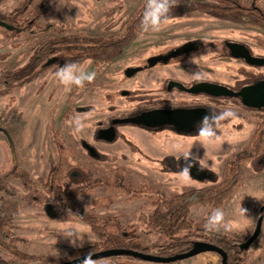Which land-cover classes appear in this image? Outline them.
<instances>
[{
    "label": "rangeland",
    "instance_id": "1",
    "mask_svg": "<svg viewBox=\"0 0 264 264\" xmlns=\"http://www.w3.org/2000/svg\"><path fill=\"white\" fill-rule=\"evenodd\" d=\"M42 1L36 0L32 8ZM23 2L4 0L0 15L9 14ZM145 2L147 0H64L49 5V13L40 21L41 26H51L45 31H24L13 38L9 30L0 27V70L23 66L31 57L33 48L49 37L81 34L121 36L129 20ZM243 2L251 4L252 0ZM261 6L264 8V0ZM22 20L24 23L26 17ZM189 27L196 31L203 29V35L208 38L234 32L223 30L225 28H244L248 39H264V24L257 25L253 20L238 15L221 18L204 12H172L168 14V23L161 31L144 33L142 29L139 30L124 47L123 54L73 62L87 72L96 73L94 81L85 83L83 87L71 86L66 89L55 77L58 69L52 66L32 82L0 97L1 126L12 139L13 155L19 171L27 181L32 182L25 186L21 178L11 176L4 183L15 196L0 192L3 204H15L21 212L11 216L10 231L24 237L25 241L14 242V247L30 255L64 259L74 249L100 242L83 219L85 215H94L98 219L116 218L125 228L135 225L143 245L158 244L161 236L150 232L146 225L140 223L153 213V200L130 198L132 194L129 190L143 187L147 191L162 189L169 195H177L215 185L192 177L190 183L186 184L180 179L179 171L162 168L160 159L180 157L183 151H190L200 157V164L214 172L220 182L225 179L234 154L249 146L256 121L262 117L257 112L242 113L243 129L239 126L228 128L222 133L219 143L206 148L199 143V137L182 138L170 131L148 132L131 125L120 127V139L114 144L95 139L99 122L106 125L110 118L129 116L143 107V97L157 92L156 88L160 87L162 78L168 72L212 70L218 67V62L204 55L195 63L188 60L172 62L168 66L161 64L138 74L134 79L125 76L127 69L143 67L149 58L161 54L168 45L179 44L186 39L191 34ZM139 82L145 84L144 89H141ZM124 91L129 94L123 95ZM77 118L85 122L83 131L79 133L72 127V122ZM235 122L238 123V120ZM50 123L63 144L61 155L53 144ZM123 138H127L131 144ZM84 143L95 146L106 159H94ZM9 144L7 135L0 132V168L10 169L14 165L10 160ZM175 144L182 146L181 151L172 149L171 146ZM59 158L63 161L66 183L71 187L88 183L89 189L85 196L68 205L67 209H71V212L52 207L56 215L52 218L47 214L45 205L52 206L53 202L40 180L47 181ZM91 181L95 183L91 185ZM263 198L264 171L253 164L246 168L240 186L222 209L226 221L233 223V230L224 232L222 229L215 233L241 242L247 241L258 223L248 212L256 211V203ZM241 208L247 210L244 217L239 214ZM210 209L208 206L196 207L192 209L190 219L195 223L202 222ZM79 210L82 215L77 213ZM261 225L258 247L250 250L245 264H264V218ZM72 227L82 230L85 239L83 247H72L60 236L64 230ZM6 264L35 263L8 258ZM182 264H219V258L211 253H203L182 261Z\"/></svg>",
    "mask_w": 264,
    "mask_h": 264
},
{
    "label": "trees",
    "instance_id": "2",
    "mask_svg": "<svg viewBox=\"0 0 264 264\" xmlns=\"http://www.w3.org/2000/svg\"><path fill=\"white\" fill-rule=\"evenodd\" d=\"M4 0H0V7ZM36 0H24V2L12 12L0 15V20L14 26L10 31L13 38L24 31H45L51 26H41V19L49 13V5L58 3L57 0H43L36 7L33 4ZM64 1V0H61ZM262 0H252L251 4H245L243 0H220L218 3L208 1L197 3L196 1L177 0L176 10L183 8H198L210 13L222 15H238L253 20L255 23H264V8L261 6ZM145 2L138 9L136 14L129 20L121 36H61L49 37L33 48V53L28 62L23 66L11 69L0 70V97L8 95L13 89L19 88L37 79L49 67L54 66L58 69L65 63L82 61L87 58L112 57L116 54H123L124 47L141 30V19L146 6ZM26 17L23 23L22 19ZM57 52H63L64 57H56ZM56 59V62L48 65V62ZM50 133L56 152L61 155L64 150L60 141L59 134L55 131L53 124L50 123ZM6 135L9 140L10 160L14 165L10 169L0 168V192L9 195L15 194L5 185L4 180L8 177L21 178L25 186L31 181H27L19 171L14 153V145L8 132ZM128 144L131 141L126 140ZM264 141L261 140V133L258 132L253 139L251 146L240 154H237L230 161L225 180L217 185L193 189L182 194L169 195L162 189L146 190L145 188L135 189L134 199L148 198L153 200L155 209L151 215L146 216L140 223L146 225L150 232L158 233L161 242L158 244L143 245L140 241V234L137 226L133 225L125 228L116 218L98 219L94 215H85L83 219L87 222L92 232L100 239V242L87 245L83 248L72 250L64 259H53L45 256L27 254L12 244L23 242L25 238L10 231L11 216L20 214L15 204H3L0 211V264H6V260H19L25 263L35 264H62L71 261L88 253H98L113 249H126L139 251L145 254H153L161 258H169L178 254H183L190 250L197 242H205L215 245L224 250L228 255L227 264H245L250 250L258 247L256 240L252 246L245 250L242 248L244 242L235 240L225 234L206 232L204 223L207 217L216 209H223L224 204L229 201L240 186L243 175L244 165L250 163L254 157H248L249 153L261 152ZM66 174L63 161L59 158L56 166L49 173L44 186L49 192V196L57 204L54 206L60 210H66L71 202L83 197L88 193L87 184L71 188L65 183ZM91 185L95 182L91 181ZM28 198V197H27ZM154 198L156 200L154 201ZM37 202L36 200H32ZM201 206L210 207L207 217L199 223L190 219L192 209ZM256 211L248 212V215L257 222L264 218V198L256 203ZM80 215L81 211H77ZM115 228V230H110ZM246 242V241H245ZM219 258L222 264V257L217 253H211ZM100 264H157L147 262L138 258L128 256H114L101 262ZM171 264H182L176 261Z\"/></svg>",
    "mask_w": 264,
    "mask_h": 264
},
{
    "label": "flooded vegetation",
    "instance_id": "3",
    "mask_svg": "<svg viewBox=\"0 0 264 264\" xmlns=\"http://www.w3.org/2000/svg\"><path fill=\"white\" fill-rule=\"evenodd\" d=\"M187 1V0H184ZM196 1L197 3L208 1L212 3H218L220 0H189ZM175 14H186L189 12H204L208 13L211 16H218L221 18L232 17L233 15H222L219 13H210L206 11H202L198 8H183L176 10L172 8L169 13ZM246 18V17H241ZM247 19V18H246ZM257 25H262L260 23H256ZM198 27V25H196ZM187 28V27H186ZM191 34L184 39L179 44H171L168 45V48H165L161 54L158 56H153L149 58L148 62L143 67H137L139 69L133 76L128 77V79H134L138 76V74H142L148 69H152L157 67L158 65L168 66L172 62L182 63L184 61H188L193 54L196 57L200 58L204 55H209L212 61L218 62V67L213 68L212 70H194V71H181L177 73L168 72L166 76L162 78L160 82V87L156 88L157 92L152 93L150 95L143 97V102L145 105L135 112L131 113L129 116H132L139 112H147V111H156V110H169V111H177L175 113L174 122L175 125H166V127L159 129H148L146 127L136 125V124H125L116 126L117 142L120 139V127L122 126H137L143 130L148 132H164L170 131L177 137L187 138V137H198L197 135V126L199 125L201 118L205 115L209 114L210 111L221 112L226 109H231L235 111L238 115V123L235 120L226 121L223 123L222 127L218 130V135L222 138V133L226 132L228 128H240L242 127V113H252L257 112L259 115H262L259 121H256L255 131L250 138L249 146L243 150L245 152L252 144L254 136L260 132L261 140L264 141V108H253L245 105L242 97L237 95L230 94H214L208 92L206 89L211 87L209 85H217L220 87H225L230 91L235 93L241 92L244 88L254 85L256 83L264 81V66L251 64L246 59L242 57H236V55L247 54L249 53L252 57L255 58H264V39L263 38H255L248 39L247 30L244 28H231V29H223L226 31H234L230 35H224L222 37H213L208 38L204 34L205 31L203 29L195 30L190 28ZM197 29V28H196ZM238 33V34H237ZM185 47V48H183ZM183 48V49H181ZM211 50V54H206L208 50ZM203 54V55H202ZM158 57H171L166 63L159 62L154 66H149L155 58ZM88 59V58H87ZM136 69V68H135ZM201 72L204 74L205 78L197 82L194 80L193 73ZM141 89H144L145 84L139 82ZM214 90V88H212ZM217 92H224L223 89H217ZM128 92V91H124ZM129 94V92H128ZM127 94V95H128ZM263 113V114H262ZM125 116V117H129ZM125 117H114L110 118L109 122L106 125H103L102 122H99L98 128L95 133V139L102 143L114 144L115 142H107L105 140H100L97 137V134L100 130L108 129L112 127L113 120L117 118H125ZM1 119V118H0ZM5 130V129H4ZM6 134V131L2 132ZM128 140L127 138H123ZM126 142V141H125ZM85 147H87L91 155L94 159L102 160L106 159L105 156L97 151L95 146H89V144L84 143ZM242 152L234 154H240ZM233 156V157H234ZM232 157V159H233ZM248 157H254L250 163L244 165V174L246 168L252 166L253 164L258 165L261 171H264V147L261 149V152H251L248 154ZM231 159V160H232ZM162 168H166L171 170L172 172H180L181 168L184 166V158L180 157H165L160 159ZM163 165L165 167H163ZM229 165V164H228ZM199 167L206 171L207 176L211 175V178H205L202 182H212L215 185L220 184V182L214 172L199 164ZM227 172V171H226ZM226 176V174H225ZM244 178V175H243ZM194 179V178H193ZM196 180V179H195ZM199 181V180H198ZM66 183V180H65ZM67 184V183H66ZM68 185V184H67ZM83 185V184H82ZM80 185H75L71 188H75ZM88 186V183H87ZM214 186V185H213ZM129 193L132 194L130 198H134L136 196L135 190H129ZM1 208H2V200L0 198ZM52 207L54 204H46L45 210L47 214H54L52 211ZM1 211V209H0ZM81 214V213H80Z\"/></svg>",
    "mask_w": 264,
    "mask_h": 264
},
{
    "label": "clouds",
    "instance_id": "4",
    "mask_svg": "<svg viewBox=\"0 0 264 264\" xmlns=\"http://www.w3.org/2000/svg\"><path fill=\"white\" fill-rule=\"evenodd\" d=\"M61 3V0H57ZM177 0H147L145 10L141 19V28L144 33L159 32L163 26L168 23V14L170 10L176 6ZM64 6H66L64 4ZM206 54H211L209 49ZM66 54L63 52H57L56 57H64ZM203 55V54H202ZM198 57L193 54L189 58L190 62L195 63ZM96 76L95 72H87L77 63H65L60 66L55 72V77L59 84L63 85L66 89L71 86L83 87L85 83H91ZM194 80L197 82L202 81L205 76L201 72L193 73ZM238 118L235 111L226 109L221 112L210 111L209 114L201 118L199 125L197 126V135L199 137V143L205 148L210 145H215L221 141V137L218 135V130L222 127L226 121H232ZM73 130L77 133L83 131L85 122L79 118L72 122ZM174 151H181L182 146L175 144L171 146ZM182 157L184 158V166L179 172L180 179L184 183H190L191 175L190 170L197 163L200 164V157L194 155L190 151H183ZM201 170L202 167H201ZM54 204L58 203L52 199ZM66 212H71V209H66ZM247 210L240 209V216L244 217ZM206 232H219L223 229L224 232H230L233 230V223L226 221L225 213L222 209L214 210L206 219L204 225ZM60 236L67 240L72 247H83L85 239L83 237L82 230L78 227H72L64 230ZM87 242H90L87 240ZM92 253H88L87 256L81 261V264H96V261L92 258Z\"/></svg>",
    "mask_w": 264,
    "mask_h": 264
},
{
    "label": "water",
    "instance_id": "5",
    "mask_svg": "<svg viewBox=\"0 0 264 264\" xmlns=\"http://www.w3.org/2000/svg\"><path fill=\"white\" fill-rule=\"evenodd\" d=\"M0 27H4L9 31H12L14 29V26L6 23L3 20H0ZM236 57H242L251 64H257V65L264 66V58H255V57H252L249 53L236 55ZM170 58L171 57L155 58L151 63H149V66H154L159 62L166 63ZM55 62H56V59H52L48 62V65H51ZM138 71H139L138 68L136 69L129 68L126 71V76L131 77ZM209 86L211 87L206 86L207 87L206 89H208L207 91L210 93H214L216 95L224 94V93L230 94V95H237V96L242 97L245 105L249 107L264 108V81L248 86L239 93H235L225 87H220L217 85H209ZM212 88H214V90ZM217 89H223L224 92H220V91L217 92L216 91ZM127 94L128 92H123V95H127ZM176 112L177 111L156 110V111L139 112V113H136L132 116L125 117V118H117L113 120L112 127L108 129L100 130L97 134V137L98 139L105 140L109 143L115 142L117 139V133H116L115 127L119 125H125V124H136V125L146 127L148 129H155V128L162 129L166 127V125L174 126L175 125L174 118H175ZM4 131L5 130L1 126V119H0V132H4ZM190 175L192 178L199 180V181H204L206 177L207 178L212 177L211 175L207 176L206 171L201 170L198 163L194 167L191 168ZM0 209H1V203H0ZM80 215H82V212ZM49 216L53 218L54 214L49 213ZM261 224H262V219L258 221L256 229L254 233L252 234V236L246 242L242 244L243 249L245 250L249 249L252 246V244L258 239V236L262 228ZM203 253H217L222 257V264L228 263V255L224 250H222L221 248L215 245L205 243V242H197L187 252L183 254H178V255H175L169 258H161L153 254H145L139 251L126 250V249H113V250L101 251V252L93 254L92 258L95 261H99V260L108 259L114 256H128V257H134V258H138V259H141L147 262H153L157 264H171L176 261H184L190 258H194ZM84 258L85 256L71 260V261H66L62 264H81V261Z\"/></svg>",
    "mask_w": 264,
    "mask_h": 264
}]
</instances>
